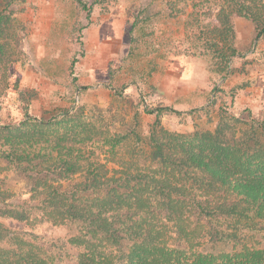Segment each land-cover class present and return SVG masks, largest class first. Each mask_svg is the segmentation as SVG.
<instances>
[{"label":"rangeland","instance_id":"1","mask_svg":"<svg viewBox=\"0 0 264 264\" xmlns=\"http://www.w3.org/2000/svg\"><path fill=\"white\" fill-rule=\"evenodd\" d=\"M222 5L219 0H0V128L19 127L29 116L84 117L99 132L85 149L91 161L120 169V156L128 157V151L107 145L105 134L135 133L147 141L157 120L151 110H176L161 116L162 125L185 134L214 130L224 114L261 122L264 98L252 109L237 105L238 91L251 85L239 77L251 75L264 58L252 54L260 38L237 46L235 33L225 42L213 36ZM237 19L252 23L232 15L233 26ZM215 38L228 55V48L236 51L224 76L207 43ZM40 177L63 189L82 180L29 177L24 166L0 159V202L13 212L8 216L0 208V222L36 237L49 264H69L77 254L71 239L84 227L47 221L44 196L31 193ZM247 240L264 245V234ZM227 246L234 243L217 249Z\"/></svg>","mask_w":264,"mask_h":264},{"label":"trees","instance_id":"2","mask_svg":"<svg viewBox=\"0 0 264 264\" xmlns=\"http://www.w3.org/2000/svg\"><path fill=\"white\" fill-rule=\"evenodd\" d=\"M219 1L213 36L225 42L235 33L232 15L264 35V0ZM207 41L224 76L236 51ZM176 112L151 110L157 120L147 141L105 134L107 145L128 151L120 169L91 161L85 149L99 132L84 117L28 115L19 127L0 128V159L24 166L29 177L82 178L63 189L40 177L31 191L44 196L47 221L84 227L71 239L77 254L69 264H264V245L247 240L264 234V119L244 123L224 114L214 130L185 134L162 125L164 113ZM24 233L0 222V264H49L37 238Z\"/></svg>","mask_w":264,"mask_h":264},{"label":"crops","instance_id":"3","mask_svg":"<svg viewBox=\"0 0 264 264\" xmlns=\"http://www.w3.org/2000/svg\"><path fill=\"white\" fill-rule=\"evenodd\" d=\"M240 21V22H239ZM246 20H235V34H236V43L237 46L241 44L248 46L255 38H257V30L252 23L247 22V27L244 28ZM248 30V33H247ZM259 45L254 53H263L264 55V35L260 37L258 41ZM256 70L249 75L240 76V81H251L250 86L242 87L239 95L241 96L238 99V106H249V108H254L256 105H260V100L264 98V58L260 59L256 65ZM259 100V101H258Z\"/></svg>","mask_w":264,"mask_h":264}]
</instances>
